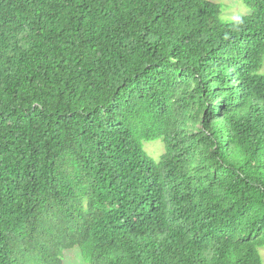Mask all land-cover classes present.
Segmentation results:
<instances>
[{
	"label": "trees",
	"instance_id": "16d2710c",
	"mask_svg": "<svg viewBox=\"0 0 264 264\" xmlns=\"http://www.w3.org/2000/svg\"><path fill=\"white\" fill-rule=\"evenodd\" d=\"M243 2L0 0V264H264V0Z\"/></svg>",
	"mask_w": 264,
	"mask_h": 264
},
{
	"label": "rangeland",
	"instance_id": "374dc122",
	"mask_svg": "<svg viewBox=\"0 0 264 264\" xmlns=\"http://www.w3.org/2000/svg\"><path fill=\"white\" fill-rule=\"evenodd\" d=\"M220 3L222 6V19L224 21L231 20L232 18H238L250 13L243 0H211ZM264 70V67H263ZM145 149L147 152L158 159L163 151V144L160 139L155 141H149L145 143ZM260 254L264 263V246L260 248ZM64 264H86L81 256V253L77 247L66 250L64 252Z\"/></svg>",
	"mask_w": 264,
	"mask_h": 264
}]
</instances>
